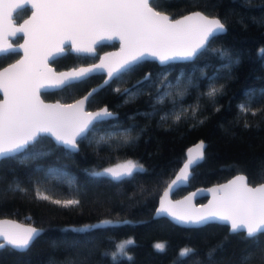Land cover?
Instances as JSON below:
<instances>
[{"label": "trees", "instance_id": "1", "mask_svg": "<svg viewBox=\"0 0 264 264\" xmlns=\"http://www.w3.org/2000/svg\"><path fill=\"white\" fill-rule=\"evenodd\" d=\"M153 6L173 18L200 9L223 20L226 32L190 61L158 65L144 60L135 71L100 89L87 107L106 105L115 116L97 122L80 137L77 151L46 135L0 160V216L43 227L28 249H0V264H264V235L256 243L246 239L244 231L230 233L223 223L182 227L167 217H153L158 196L185 160L186 147L198 139L206 141L204 159L173 197L238 172L253 185L264 180L259 175L264 164V53L260 51L264 0H156ZM29 11L22 7L14 18L20 21ZM115 47L116 43L97 45L95 56L66 51L53 64L64 69L91 63L98 53ZM18 55L0 54V67ZM102 78L96 73L86 83L44 91L42 97L72 101ZM137 82L139 89L133 88ZM213 87L220 91L209 97ZM117 88L138 94L129 97ZM240 105L248 110L242 111ZM176 115L180 120H175ZM126 160L143 165L145 171L121 181L91 174ZM16 181L28 189L26 194L2 191ZM37 188L51 199L37 198ZM53 200L79 203L64 207ZM102 220L114 223L87 233L65 231ZM128 238L134 241L127 248L131 259L104 255ZM159 241L166 244L164 252L154 249ZM185 247L195 252L178 257Z\"/></svg>", "mask_w": 264, "mask_h": 264}, {"label": "snow or ice", "instance_id": "2", "mask_svg": "<svg viewBox=\"0 0 264 264\" xmlns=\"http://www.w3.org/2000/svg\"><path fill=\"white\" fill-rule=\"evenodd\" d=\"M155 3L156 0H12L7 12L9 17L27 4L38 9L32 16L33 22L38 20L33 28L34 41H39L42 37L61 36V39L44 55V60L54 53L63 52L65 49L60 45L65 39L72 40L73 50L76 52L93 51L90 46L77 47L75 40V37L91 31L102 30L119 34L123 44L121 59L108 68L109 79L104 85L92 89L82 99L67 105L63 110H60L58 105L43 104L37 95L40 89L52 87L64 90L76 84L86 83L92 72L105 67L103 62L71 73L55 74L51 69L40 72L37 57L34 55L31 63L23 69H20L19 65L24 62H17V65H10L0 72V91L5 97L0 101V158H11L27 145L35 142L41 133H51L57 141L70 149H76L79 137L84 136L97 122L114 115L107 107L95 112L84 110V106L91 102L92 96L100 89L110 85L113 79H120L123 75L135 71L146 55L157 57L161 63L176 58L190 59L206 49L217 34L226 30L225 24L219 18H210L201 12H194L181 19H171L169 15L157 11L153 6ZM3 15L0 12V21ZM194 19L197 21L195 25L192 23ZM29 23L30 21L26 20L24 25ZM23 31L24 27L21 26L10 35L15 36L17 32ZM14 51L12 44L0 43V53ZM260 51L264 53V49ZM25 52L27 56V49ZM148 79L149 75H146L144 81ZM140 84L141 82H137L133 88L139 89ZM115 91L129 97L138 94L131 88H117ZM219 91L220 89L213 87L207 95L213 97ZM162 99L160 98L158 102H162ZM239 107L242 111L248 110L245 105ZM193 112L195 113V110ZM180 118V115L175 116L177 121ZM204 148L205 144L201 141L187 149V159L175 179L168 185L169 190L191 179L192 169L204 159ZM138 171H145L143 165L126 160L91 174L121 181L126 177H133ZM259 175L264 177V164ZM218 190H224L228 195L215 204L209 202V206H205L204 211L185 212L179 215L170 211L169 205L165 203L164 198H161L157 215L168 214L175 221L189 226H202L215 222L228 224L230 233L238 234L243 230L246 239L258 243L259 236L264 235V184L250 187L245 175H237L227 185H219ZM2 191L15 195L26 194L28 189L22 188L16 181L9 183ZM167 194L166 191L165 196ZM36 195L37 198L51 199L39 188L36 189ZM52 203L68 207L79 202L53 200ZM113 223L112 220H102L97 224L66 228L65 231L87 233ZM42 231L43 229L23 227L15 222L0 221V249L26 250ZM133 243L131 238L123 240L115 245L114 251L105 252L104 255H110L113 260L118 256H128L127 248ZM154 249L164 252L166 244L156 243ZM212 251L215 252L216 249ZM194 252V249L185 247L180 250L178 257L185 258ZM128 259L131 257L128 256Z\"/></svg>", "mask_w": 264, "mask_h": 264}, {"label": "water", "instance_id": "3", "mask_svg": "<svg viewBox=\"0 0 264 264\" xmlns=\"http://www.w3.org/2000/svg\"><path fill=\"white\" fill-rule=\"evenodd\" d=\"M11 2H12V0H0V12H2L4 14L2 21H0V36H2V39H0V43H2L4 45L12 44L15 52H18L19 55L16 59L14 58L13 60H11L10 63H8L6 65L5 64L2 65L0 67V72H3L5 68H9L10 65H17V62H24L23 64L19 65V68L23 69L24 67L28 66L31 63L34 55L37 57V63L39 64L40 72H46L47 69H51L52 73H55V74L66 73V72L71 73L74 70H79L82 68H90L93 65L101 64L103 62L105 67L100 68V69H96L94 72L91 73V75H96V73L102 75L103 80L102 81L100 80L95 85L89 87L87 89L86 93L82 94L81 96L80 95L77 96L76 99H74L72 101L69 100L66 102H62L58 98H55V100H49L47 98H43L42 93H44V91H48V92L55 91V89H58V88L47 87V88L40 89V91L37 94L39 97V100L42 101L43 104H45V105H51V106H57L58 105L60 107V110H63L67 105H72L77 100L82 99L85 95H87L90 91H92V89H95L98 86L104 85V82L109 79V77L107 75L108 68L110 66L114 65L117 61H119L121 59V48H122L123 41L121 40L119 34H113L111 32H106V31H102V30H96V31L87 32L85 34H82L80 36L75 37L77 47L90 46L93 49V51H91V52H76L73 50L72 40L65 39L64 43L60 45V47H63L65 50L63 52H60V53H54L53 55L49 56L47 60H44L43 59L44 55L53 47V45L56 42H58L61 39V36H56L54 38L42 37L39 41H34L33 28H34V24L37 23L38 20L36 22H33L32 16H33V12L38 11V9L33 7L31 4L24 5L23 8L27 7L28 9H30V11H29L27 16L22 17L20 19V21H17L14 18V14L17 11H19V9H17L13 13L12 17H9L7 15V12L10 9ZM40 10L42 11L43 9L41 8ZM156 10L160 11V9H157V8H156ZM160 12H163L164 14L169 15L171 19H181L183 16H189L194 12H201L204 15L209 16L210 18L211 17L218 18V17L211 15V14L208 15L200 9L189 10L188 13L180 14V15H178V17H175V18H173L169 12H164V11H160ZM26 20L30 21V23L28 25H24V22ZM221 21L223 22V20H221ZM192 23H193V25H195L197 23V21L194 19L192 21ZM21 26L24 27L23 32H17V34L15 36L10 35V33L12 31H14L17 28H20ZM219 34H221V33H219ZM219 34H217V35H219ZM17 37L20 38L18 43L11 41L12 39H15ZM92 41H95V43H92ZM106 43H109V44L116 43V47L112 48V49H110V48L105 49V51L98 53L97 59L91 63L88 62V63L81 64V65L78 64V65H75L74 67H69V68L64 67V69H58L53 64L54 59L62 56L63 53H65L66 51L71 52V53H78L79 55L88 54L89 56H95V54L97 52V50H96L97 45H105ZM25 49H27V56H26ZM0 54H2V53H0ZM197 55H195L194 57H196ZM194 57H192L190 59L176 58V59L168 60L164 63H161L157 57H153L151 55H146L144 57L143 61L149 59V60H153L158 65L159 64L165 65V64L169 63V61H174V62L190 61ZM40 61H43V62L40 63ZM0 95H1L0 101L4 100L5 97H4V94L2 91H0ZM104 107H107V106L101 105V106H98V108L91 109V108H88L87 104H86L84 106V110L87 112H95V111H98L100 108H104ZM109 110L114 114L113 116H115V113L113 112V110H111V109H109ZM108 118H106V119H108ZM87 134H88V131L85 133V135H87ZM46 135H49V137H51V140L54 143L61 144L62 147L66 148V149H70L68 146L57 141L51 133H41L39 136H46ZM201 141H203L205 146H206V141L198 139V140L194 141V143L187 146L186 149L194 147L197 143H199ZM78 145H79V143H78ZM78 145H77L76 149H71V150L77 151ZM204 150H205V148H204ZM22 151H20V152H22ZM2 159L3 158H0V160H2ZM184 159L185 160L187 159V150L185 151V158ZM183 163L184 162H182L181 165L179 166V168H177V171L175 172V174L171 177V179L168 181V183L165 184V187L161 191L162 193L158 196L157 205L155 206V209L153 212V214H154L153 217H156V216L167 217L170 219L171 222H173L175 224H180V225H182V227H188L189 225H184L182 223L175 221L168 214L157 215V209L160 207L161 198H164L165 203L167 205H169L170 211L175 212L178 215L183 214L185 212L204 211V210H206L205 206H209V202H213L215 204L216 202L220 201L221 199H223L224 197H226L228 195V193L226 191L218 190L219 185H227L228 182L230 180H233L234 177H236L237 175H245V174H243L242 172H238L234 175H230L227 180L218 181L217 183L208 184L207 186L199 185V186H196V188H193L191 190L188 189L186 191V193H184L182 195H177L176 197H173V194H175L176 189H178L179 187L180 188L186 187V185L189 182L188 181L185 184L178 185L171 190L168 189V185L172 182L173 179H175V176L179 172V169L183 166ZM192 172H193V170H192ZM248 184L250 187H257L260 184H264V180L260 181V183L254 184V185H253V183H250V182H248ZM166 191L168 194L165 196ZM199 197L205 198L203 200V202L197 201V199ZM0 221L15 222L16 224H19L23 227H35V228L43 229V227H41V226L38 227V226L34 225V223H32V222H29V223L23 222V220H17V219L12 218L11 216H8V217L0 216ZM215 223H220V222H215ZM224 225L228 226V230L230 229V225H228V224H224ZM5 227H8V225H5ZM192 227H198V226H192ZM245 235H246V233H245Z\"/></svg>", "mask_w": 264, "mask_h": 264}, {"label": "rangeland", "instance_id": "4", "mask_svg": "<svg viewBox=\"0 0 264 264\" xmlns=\"http://www.w3.org/2000/svg\"><path fill=\"white\" fill-rule=\"evenodd\" d=\"M132 161H134V160H132ZM124 161H121V163H123ZM134 162H136V161H134ZM137 163V162H136ZM119 164V163H118ZM114 165H116V163L115 164H111V165H109V166H107V167H112V166H114ZM107 167H103L102 169H104V168H107ZM101 169V170H102ZM158 243H163V242H161V241H159Z\"/></svg>", "mask_w": 264, "mask_h": 264}]
</instances>
